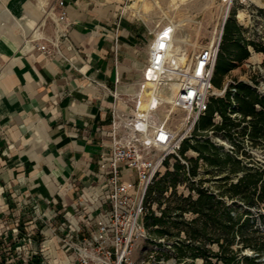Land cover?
<instances>
[{
    "label": "crops",
    "instance_id": "1",
    "mask_svg": "<svg viewBox=\"0 0 264 264\" xmlns=\"http://www.w3.org/2000/svg\"><path fill=\"white\" fill-rule=\"evenodd\" d=\"M57 1L0 2V231L39 254L94 208L83 192L95 197L112 110L139 89L155 34L171 22V0H65L58 26L44 11L58 14Z\"/></svg>",
    "mask_w": 264,
    "mask_h": 264
},
{
    "label": "built area",
    "instance_id": "2",
    "mask_svg": "<svg viewBox=\"0 0 264 264\" xmlns=\"http://www.w3.org/2000/svg\"><path fill=\"white\" fill-rule=\"evenodd\" d=\"M57 6L58 14L51 8L44 11L55 15L59 26L67 22L68 12L65 0H58ZM176 36L177 28L172 21L157 31L142 79L138 81L139 89L127 95L126 107L116 105L112 110L111 128L105 131L110 143L99 156L95 197L83 192L85 201L94 208L86 212L83 222L70 219L60 227L65 232L55 251L39 254L29 248L30 238L16 245L7 232L0 231V264H141L137 257L140 243L164 240L156 239L145 224L149 188L168 168L169 157L177 156L188 164L182 157V145L193 136L197 121L207 112L212 97L225 96L229 87L237 91V78L229 79L223 88L214 85L223 30L188 58L177 50ZM49 41L58 45L57 40ZM38 46L49 50L48 43ZM174 81L178 83L175 93ZM169 95L173 96L171 101L166 99ZM167 105L169 114L162 118L158 109ZM176 109L188 114L184 128L176 129L169 124V116ZM232 115L236 117L239 113ZM216 116L221 117L218 113ZM216 143L236 154V141L218 136ZM244 143L248 149L251 144L248 136ZM20 233L17 228L15 237L20 238Z\"/></svg>",
    "mask_w": 264,
    "mask_h": 264
},
{
    "label": "trees",
    "instance_id": "3",
    "mask_svg": "<svg viewBox=\"0 0 264 264\" xmlns=\"http://www.w3.org/2000/svg\"><path fill=\"white\" fill-rule=\"evenodd\" d=\"M236 13L232 10L225 24L215 66L217 88H223L232 70L251 57L252 48L264 52V44L246 36ZM235 86L236 92L229 87L225 96L212 97L207 112L198 119L192 136L197 142L191 147L199 156L189 158L188 164L177 159L147 194L145 224L156 239L174 240L171 252L163 254L179 262L202 258L204 264H264V162L244 145L248 136L251 145L264 152V92L245 80L237 79ZM216 113L220 121L215 120ZM210 131L236 141V154L206 138ZM189 147L187 139L182 153ZM240 156H251V164H244ZM166 163L170 165V157ZM201 165L218 176L217 188L204 186L201 179V184H192L189 194L180 193L178 185L197 177ZM248 249L254 254H246Z\"/></svg>",
    "mask_w": 264,
    "mask_h": 264
},
{
    "label": "rangeland",
    "instance_id": "4",
    "mask_svg": "<svg viewBox=\"0 0 264 264\" xmlns=\"http://www.w3.org/2000/svg\"><path fill=\"white\" fill-rule=\"evenodd\" d=\"M3 0H0L2 2ZM264 2V0H262ZM172 6L170 12H167V19H170L173 23H179L178 34L176 36L177 45L180 44V40L183 38L188 39V43H182L187 49L190 55H193L200 47L212 42L221 33L224 25L225 18L229 12L236 10V18L240 24L246 29V36L256 40L258 43L264 44V4L257 3L254 0H188L174 4L171 0ZM173 7V8H172ZM138 8V5L134 6ZM145 8H149L148 6ZM171 14V15H170ZM252 58L246 60L243 64L239 65L237 69L232 73L231 76L226 78V82L229 79H256L253 85L258 88L261 92H264V52L256 51L252 48ZM255 61L256 63L249 62ZM256 65V68H254ZM261 66V67H260ZM167 106L160 107V116L166 117L169 114ZM187 112L182 109H176L169 116V124L176 129L184 128L185 118ZM216 121H220L221 117H215ZM193 133H195L193 131ZM217 135L213 131H210L205 137L217 141ZM239 137L241 135H238ZM200 138L202 136H199ZM199 139V138H198ZM197 140L195 137H190L188 143L190 144L189 149L183 154V158L189 161V158L199 156V152L191 147L196 144ZM245 145V143H244ZM248 152L254 154L256 160L264 162V152L260 147H253L251 144L248 146ZM244 164H251V156H240ZM177 159L181 160L177 156L170 157V165L164 170V173L170 168L173 169L174 163ZM182 161V160H181ZM203 164V160H201ZM218 176H215L213 172H207L203 165L199 168V174L197 177L190 179V181L180 183L178 190L180 193L189 194L191 192V186L194 183L201 184V179H204V186L210 187L211 189L217 188ZM235 179V178H234ZM196 193V192H193ZM166 203H164V206ZM154 209L160 214L158 205H153ZM191 217V214H187ZM164 240L160 241H143L140 243L137 250V257L141 264H204L202 258L188 261L179 262L175 257H167L163 252H171V245L174 240L169 237H163ZM216 248V245L212 246ZM246 254L253 255L254 251L248 249ZM264 260V256L261 258Z\"/></svg>",
    "mask_w": 264,
    "mask_h": 264
},
{
    "label": "bare ground",
    "instance_id": "5",
    "mask_svg": "<svg viewBox=\"0 0 264 264\" xmlns=\"http://www.w3.org/2000/svg\"><path fill=\"white\" fill-rule=\"evenodd\" d=\"M180 1L183 3V2H186L188 0H173V3L178 4V3H180ZM254 1H256L257 3H260V4H264V2L262 0H254ZM174 25L176 28H178L180 26L179 23H175V22H174ZM222 30H223V28H222ZM182 43H188V39L187 38L181 39L180 44L177 45V48H178L177 50L183 55L184 58H188L189 53L187 52V49L184 47V45H182ZM172 87H173L174 93H175L178 89V83L176 81L172 82ZM166 99L168 101H171L173 99V96L172 95L166 96Z\"/></svg>",
    "mask_w": 264,
    "mask_h": 264
},
{
    "label": "water",
    "instance_id": "6",
    "mask_svg": "<svg viewBox=\"0 0 264 264\" xmlns=\"http://www.w3.org/2000/svg\"><path fill=\"white\" fill-rule=\"evenodd\" d=\"M228 17H229V12H228V14H227V16H226V18H225V21H224V25H223V33H224L225 24H226V22H227Z\"/></svg>",
    "mask_w": 264,
    "mask_h": 264
}]
</instances>
